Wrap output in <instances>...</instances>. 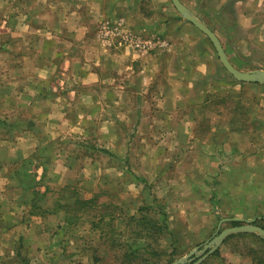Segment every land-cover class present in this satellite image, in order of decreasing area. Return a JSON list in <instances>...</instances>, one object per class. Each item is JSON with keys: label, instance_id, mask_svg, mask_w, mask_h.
<instances>
[{"label": "crops", "instance_id": "obj_1", "mask_svg": "<svg viewBox=\"0 0 264 264\" xmlns=\"http://www.w3.org/2000/svg\"><path fill=\"white\" fill-rule=\"evenodd\" d=\"M9 1L0 0V5ZM180 1L217 35L236 68L264 67L244 61L258 42L256 35L264 38V29L250 23L239 27L235 21L240 18V1H249L264 13V0ZM13 2L18 8L15 13L9 9L0 14V37L4 35L0 52L5 55L0 58V241L17 242L14 256L23 257L31 248L30 252L38 251L42 241L52 254L62 240L79 243L82 236L72 231L83 223L81 217L69 219L58 208L39 209L37 221L19 220V214L27 210L22 201L25 190L30 191L26 180L35 181L36 188L41 184L55 190L74 188L71 195H105L114 202L116 197L135 196L125 186L119 164L132 166L134 172L130 171L128 179L140 178L135 174V154L141 152L137 149L159 151V173L150 170L158 182L151 177V195L148 205H139L140 214L123 216L126 223L129 219L141 226L147 245L144 251L155 253L152 244H159L154 264L170 263L195 247L197 255L202 254L204 243L231 227L232 219L252 223L264 217V145L246 148L236 139L221 137V132L229 130L239 134L241 122L257 112L264 118V83L234 78L209 37L185 19L171 0ZM235 31L243 38L232 46ZM124 37L158 38L164 45L142 50ZM58 68L59 75H55ZM149 84L162 89L159 96ZM241 90L257 95L255 109L239 108L243 96L233 92ZM229 95L237 97L235 106L220 109L221 113L212 110ZM151 97H160L165 105L161 109L135 106V101ZM171 100H175L173 105ZM136 115L158 117L140 121L149 127L147 132H159L158 136L136 141L131 127L133 135L126 139L121 125H136ZM104 116L112 119L109 143L102 141ZM213 116L223 122L215 127ZM224 123L236 124L229 128ZM82 146L101 151L110 162L75 150ZM20 160L31 162L33 173L27 165L18 166ZM147 173L142 172L145 178ZM144 194L146 189L138 188L136 196ZM132 203L124 209L131 210ZM8 214L13 216L10 220ZM115 216L118 213L110 217ZM96 226L91 220L89 227ZM248 238L252 243H247ZM134 239L129 244L136 255L143 250ZM263 247L264 238L255 232L231 233L197 264H260L248 249ZM76 248L74 252L84 262L91 259L93 264H102L99 251L91 252L83 244Z\"/></svg>", "mask_w": 264, "mask_h": 264}, {"label": "rangeland", "instance_id": "obj_2", "mask_svg": "<svg viewBox=\"0 0 264 264\" xmlns=\"http://www.w3.org/2000/svg\"><path fill=\"white\" fill-rule=\"evenodd\" d=\"M15 2L13 0H10L5 6L0 5V14L3 16L4 13H8L9 9L12 12L17 11V5H13ZM7 6V7H6ZM255 6V5H254ZM252 6L249 1H240V18L236 19V23H240L239 27H242L243 25L247 24L251 27H257L258 30H263L264 29V13L261 12V10H258L259 7ZM256 10V11H255ZM246 14L251 17L252 15L259 17L260 14L263 15V18H258V19H248L242 18ZM11 15V14H10ZM261 15V16H262ZM260 16V17H261ZM2 24V21H0V26ZM98 27V25H97ZM96 27V29H97ZM0 29H3L0 27ZM232 46L236 45V41H239L243 38V34H241L239 31L238 32H232ZM4 35L0 37V43H2V38ZM125 38V37H124ZM148 38V37H147ZM150 38V37H149ZM225 46H227V40L225 37H222ZM249 43H251L252 36H249ZM256 39L258 40V46L253 47V50L246 54L245 60L246 63H252L256 65H264V38L260 35H256ZM263 42V43H261ZM127 43H129L127 41ZM132 43V42H131ZM24 56H27V53L23 51ZM11 55L13 53H10ZM5 55H2L0 52V58ZM246 69L243 70H252L255 69L253 67H245ZM249 68V69H248ZM256 69H264V67H256ZM171 70H175V68H171ZM60 68L55 70V75H59ZM83 70L76 71L78 75H81V72ZM170 71V70H169ZM109 72V70H108ZM136 73H138L136 69ZM139 74H137L136 77ZM219 77V76H218ZM151 86V90H153L156 94L159 96V92L162 91L161 88H157ZM150 90V91H151ZM235 93V96L238 94L240 96H243V101L240 100V109H255V101L257 99V95L251 91H240L239 93ZM233 95L225 96L220 101H217V103L211 107L212 110L220 111L221 110H226L229 109V107L235 106L234 98H237ZM172 105L175 103V100L170 101ZM264 102V101H263ZM158 107L161 109V105H165L164 100L160 99V97H151V99H144V100H137L135 101V106H142V108H148L151 106ZM258 107V106H256ZM227 111V110H226ZM227 113H225L223 116V119H227ZM250 115V114H249ZM107 120V122H104L103 125V132H102V141L104 143H109L110 134L112 133V123H111V117H106L104 116ZM172 119L175 122V117L171 116ZM214 118V126L216 127L218 124L222 123L223 120L219 121L218 116H213ZM230 117V116H229ZM137 120V124L135 125L133 122H129V124H126L124 126L121 125L122 133L123 131L125 132V138L128 139L130 135H133L132 133L134 132L133 130H130L131 127L135 128V133L137 135L136 141H142L147 140V137L151 135L150 137L152 138L153 136H158L159 132H147L149 127H146L144 124H140L141 120H145L149 122V120L156 118L158 120V117H153L149 115H136L134 117ZM225 119V120H226ZM252 119V120H251ZM211 120V119H209ZM224 120V121H225ZM222 121V122H221ZM226 122V121H225ZM134 124V125H133ZM236 124V123H234ZM234 124L227 125L226 123L221 124L224 127H235ZM133 125V126H132ZM241 131L239 134H233V131L229 130L227 132H221V137L224 139H236L238 140L243 147H248L251 146L252 144H255L258 146V144H263L264 145V118L259 114V112L255 113V116H248V121H242L240 124ZM136 128L139 129V131L136 130ZM173 130V128H172ZM230 132V133H229ZM174 133V132H173ZM78 134V133H77ZM75 134V135H77ZM88 135H90L88 133ZM93 135V133H92ZM139 136V137H138ZM76 138V137H74ZM92 141L89 139V142ZM72 149V148H71ZM128 150V148H125ZM125 149L124 153H125ZM156 148H145V149H137L141 150V152H136V166H135V174L140 175L138 179H128L129 178V173L130 171H133L131 168L132 166L130 163L128 164V167L125 166L124 163L119 164L121 176L123 177V182L125 186L132 190L136 194L138 193V188H145L146 189V194L144 195H138V196H129L127 198H120L116 197V199H113L114 202H110L108 196H100L98 198L85 195V196H80V195H71L73 193L74 188H67L64 187V189L61 190H55L52 187L50 188L46 184H41L40 188H36V183L33 180H26L25 184L27 185V189L30 191L24 192V198H23V205H26V209L22 211L23 213L19 214V220H23L24 223L28 221H37L39 219V215L37 212H40V210H44L47 208H58V210H61L63 214L67 217L70 218H77L78 216L81 217V220L83 223L81 226H74L72 231L74 234L77 235H82L81 236V242L79 243H70L66 244L64 240L61 241L60 245L55 247L52 250V254H49L46 249L49 247L48 243H44L43 241L39 244V250L36 252H30V250H33L31 246H29L31 249L24 254L23 257H16L14 256V253L16 251L17 242H14L13 244L11 243L10 240L3 239L0 241V264H93L91 263V259L89 261H83L80 259V256L78 255L79 253L74 252L76 247L79 246L80 244L84 245V248L88 249L91 252H98L99 254L103 257H100V260L102 264H152L155 261V257L158 256L157 252L159 249V244L154 243L152 244L153 251L154 252H149V251H144V249L147 248V245L145 244V239H144V234L141 233V226L138 225L137 223L131 224L132 221H127V218L123 215H127L128 213H137L140 214L143 210L141 208H138L139 205L140 207H145V203H148V196L151 195V189L148 191L149 188V183L151 182V177H154V179H157V175L155 173H152V169H155L156 173H159V161L156 159L159 157V151H155ZM75 150L84 152L85 150L87 152H91L94 156L99 155L104 157V162L105 164L110 162V160H107V157L102 154L101 151H95V150H90L89 148L85 147H76ZM160 150V149H159ZM85 151V152H86ZM134 151V149H133ZM135 153V152H134ZM107 154V153H105ZM147 156V157H146ZM90 158V156H88ZM99 159V158H98ZM28 162V163H27ZM31 163V162H30ZM29 163L28 160H20V164L23 167H26L27 165V170L28 172H32L31 170L32 166ZM30 164V165H29ZM20 166V167H21ZM12 167V166H11ZM116 167V165H115ZM134 172V171H133ZM142 172H148L146 178L143 176ZM158 182V179H157ZM34 183V184H33ZM43 185V186H42ZM54 186V185H53ZM137 188V192H135V189ZM71 189V190H69ZM49 190V191H48ZM64 190V191H63ZM157 191L160 190V188H156ZM148 192V193H147ZM132 193V192H131ZM71 196V197H70ZM138 200L140 203H134V199ZM85 200V201H84ZM84 201V202H83ZM129 202H133L132 205L134 207L131 210H125V206L129 205ZM137 202V201H136ZM120 206V208H119ZM123 207V208H121ZM40 209V210H39ZM66 210V211H65ZM116 217H110L112 215H117ZM42 216V215H40ZM13 216L8 214V220H10ZM259 219V218H257ZM93 220V223H97L96 228L97 229H92L90 226V221ZM263 223V221H262ZM86 224V225H84ZM15 232V230H13ZM138 231V232H137ZM13 232V233H14ZM133 232H137L136 234H133ZM142 235H140V233ZM43 235H47V231H43ZM136 238V246H139L141 250L138 256H134L131 254H128L129 251L132 252L133 248L130 246L129 243L133 242ZM89 241V242H86ZM79 241V240H77ZM84 241V242H83ZM247 243H252V241L248 238ZM129 244V246H127ZM164 245V242H162ZM143 245V247H142ZM87 246V247H86ZM251 251V254H253L256 259L263 260L262 264H264V247L263 248H252L248 249ZM8 251V252H7ZM72 251L75 254H72ZM12 254H11V253ZM48 253V254H47ZM92 253L93 256L95 254ZM128 254V255H127ZM201 254L198 253V255H193L192 259L195 256H200ZM65 256V257H64ZM129 259H127V258ZM96 263V262H95Z\"/></svg>", "mask_w": 264, "mask_h": 264}, {"label": "water", "instance_id": "obj_3", "mask_svg": "<svg viewBox=\"0 0 264 264\" xmlns=\"http://www.w3.org/2000/svg\"><path fill=\"white\" fill-rule=\"evenodd\" d=\"M178 12L187 20L192 22L197 28L203 31L209 39L212 41L219 60L224 65V67L233 75L234 78L240 81L246 82H259L264 83V69H252V70H241L236 68L228 59L217 35L192 11L189 10L180 0H171ZM235 232H255L264 238V228L259 225L251 223L250 220H243L242 224L227 227L220 230L216 235L210 240L204 243L202 254L197 258L192 264L199 263L203 258L207 257L209 254L213 253L218 246L223 242V240L231 233ZM197 248L195 247L186 256L174 260L167 264H181L189 262L192 258L191 255L194 253L197 255ZM207 249V250H206Z\"/></svg>", "mask_w": 264, "mask_h": 264}, {"label": "built area", "instance_id": "obj_4", "mask_svg": "<svg viewBox=\"0 0 264 264\" xmlns=\"http://www.w3.org/2000/svg\"><path fill=\"white\" fill-rule=\"evenodd\" d=\"M126 40H131L132 44L139 49L146 50L152 49L157 45H164V42L158 38L147 37H126Z\"/></svg>", "mask_w": 264, "mask_h": 264}, {"label": "trees", "instance_id": "obj_5", "mask_svg": "<svg viewBox=\"0 0 264 264\" xmlns=\"http://www.w3.org/2000/svg\"><path fill=\"white\" fill-rule=\"evenodd\" d=\"M85 201V200H84ZM83 201V202H84ZM231 221V224H232V226H236V225H239V224H242L243 223V221H241V220H236V219H232V220H230ZM262 221H263V223H262ZM252 223H255V224H257V225H260L261 227H263L264 228V217H261V218H259V219H255ZM142 224H144V222L142 223ZM151 227V226H150ZM142 247H143V245H142ZM128 254H131V255H133V253L132 252H128ZM127 254V255H128ZM134 256H138L137 254L135 255L134 254ZM199 256H195L193 259H191L189 262H187V263H184V264H192L197 258H198ZM127 258V257H126ZM127 259H129V258H127ZM172 261H174V258H171L168 262H172ZM262 261L263 260H261V263H260V261H259V263L260 264H262ZM152 264H154V263H152Z\"/></svg>", "mask_w": 264, "mask_h": 264}]
</instances>
